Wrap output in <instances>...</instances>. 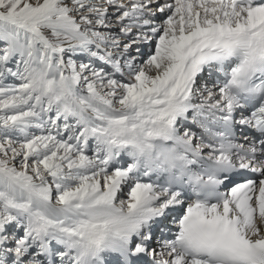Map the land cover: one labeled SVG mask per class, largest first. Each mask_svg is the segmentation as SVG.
<instances>
[{
  "label": "snow or ice",
  "instance_id": "snow-or-ice-1",
  "mask_svg": "<svg viewBox=\"0 0 264 264\" xmlns=\"http://www.w3.org/2000/svg\"><path fill=\"white\" fill-rule=\"evenodd\" d=\"M0 264H264V0H0Z\"/></svg>",
  "mask_w": 264,
  "mask_h": 264
}]
</instances>
